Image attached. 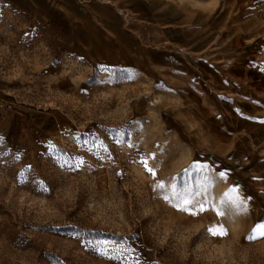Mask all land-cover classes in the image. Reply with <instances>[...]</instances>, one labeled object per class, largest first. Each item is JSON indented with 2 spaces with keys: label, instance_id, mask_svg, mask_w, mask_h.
Instances as JSON below:
<instances>
[{
  "label": "rangeland",
  "instance_id": "obj_1",
  "mask_svg": "<svg viewBox=\"0 0 264 264\" xmlns=\"http://www.w3.org/2000/svg\"><path fill=\"white\" fill-rule=\"evenodd\" d=\"M83 1L0 0V264H264V0Z\"/></svg>",
  "mask_w": 264,
  "mask_h": 264
},
{
  "label": "snow or ice",
  "instance_id": "obj_2",
  "mask_svg": "<svg viewBox=\"0 0 264 264\" xmlns=\"http://www.w3.org/2000/svg\"><path fill=\"white\" fill-rule=\"evenodd\" d=\"M0 140H2V138H0ZM145 167L147 168V170L152 175L155 176V174H156L155 171L152 168H149L147 166V162L146 161H145ZM193 167L199 170V169H206L207 165L200 164L199 162H196L193 165ZM187 172H188V170L186 169L185 173H187ZM219 175L221 177H224L226 175V173L225 172H221V173H219ZM24 182L25 181H23V180L21 181V183H24ZM155 188H157V189H165L166 188L165 182L162 181V180L158 181L156 183V185H155ZM171 188L173 190V194L179 197L178 202L174 206L177 207V208H180L181 210L188 211V212H190L193 215H197L198 212L193 211V209L190 207V205H192L194 203V200L191 198V193L188 192L187 187L185 186V188L182 189L181 192H177L176 191V188H177L176 184L171 185ZM233 191H235V189H233ZM181 193H183V194H181ZM163 198L165 200H168V201L171 200V197L169 195H165ZM233 203H236L237 207H240V205L243 204V201L239 200V197H237V200L233 201ZM205 210H206L205 205L203 203H200L199 204V211L203 212ZM217 214L218 215H224V212L220 211V210H217ZM208 232L211 235H213V236H221V237L226 236L228 234V230L226 228H224L223 225L209 227ZM259 237H264V222L258 223L255 226V228L253 229V233L250 234L247 237V239L254 240V239H257ZM103 243L106 244L107 241H105ZM137 264H138V262H137Z\"/></svg>",
  "mask_w": 264,
  "mask_h": 264
},
{
  "label": "crops",
  "instance_id": "obj_3",
  "mask_svg": "<svg viewBox=\"0 0 264 264\" xmlns=\"http://www.w3.org/2000/svg\"><path fill=\"white\" fill-rule=\"evenodd\" d=\"M80 1L84 4V2L85 1H83V0H59V2H61V3H66V4H71V6L72 7H76V6H78V7H80V9L83 11V9H84V12H85V14L87 13V14H96V13H98V12H96V13H94V11H92L90 8H87V7H82V5H80ZM97 3V2H96ZM95 3V4H96ZM100 5H98V7H99ZM97 7V6H96ZM92 8V7H91ZM84 12H81V13H84ZM76 13L77 14H81V13H78L77 11H76ZM101 12H99L98 13V15H97V17L98 18H101L102 16L101 15H99ZM83 15V14H82Z\"/></svg>",
  "mask_w": 264,
  "mask_h": 264
}]
</instances>
